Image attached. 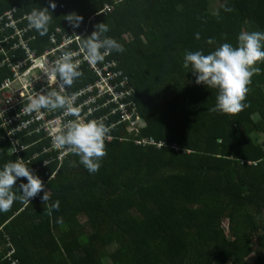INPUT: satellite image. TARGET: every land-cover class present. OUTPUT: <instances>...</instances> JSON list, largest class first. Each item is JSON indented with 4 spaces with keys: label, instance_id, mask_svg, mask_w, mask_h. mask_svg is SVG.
<instances>
[{
    "label": "trees",
    "instance_id": "1",
    "mask_svg": "<svg viewBox=\"0 0 264 264\" xmlns=\"http://www.w3.org/2000/svg\"><path fill=\"white\" fill-rule=\"evenodd\" d=\"M14 8L16 19L33 8L52 15L46 35L33 30L23 38L37 57L53 49L57 28L69 32L66 15L84 24L93 18L84 38L104 23V35L124 49L111 59L135 89L124 100L135 114L109 131L97 172L71 154L58 170L33 173L49 200L40 199L42 191L0 213V264H249L254 243L262 254L253 264H264V61L255 65L247 107L236 114L209 112L216 90L195 84L182 67L185 52L207 54L222 43L235 46L241 31L264 32V0H0V19ZM24 57L17 51L11 58ZM79 70L72 92L94 81L86 65ZM8 76L0 69V83ZM2 131L0 167L17 159ZM26 182L16 180V195Z\"/></svg>",
    "mask_w": 264,
    "mask_h": 264
},
{
    "label": "clouds",
    "instance_id": "2",
    "mask_svg": "<svg viewBox=\"0 0 264 264\" xmlns=\"http://www.w3.org/2000/svg\"><path fill=\"white\" fill-rule=\"evenodd\" d=\"M54 3L49 8L54 9ZM225 12H230V7H224ZM48 8H33L26 15L28 27L34 29L40 36L48 33V26L52 20ZM82 17L76 13L65 16V20L72 28H78ZM95 30L86 38L81 39L80 51L84 60L90 65L103 61L105 56L113 51H124L121 44L104 34L108 31L104 23L94 26ZM199 39V33L194 34ZM211 45L213 38L206 41ZM75 53L71 50L63 51L51 66H46L45 74L51 81L59 80V90H42L34 96L28 97V102L23 107L24 113H39L41 109L49 112L62 110L76 117L62 124H56L49 130L52 148L64 150L75 154L79 163L89 173H95L100 167V161L106 155L104 142L108 136V128L97 120H84L78 116L79 109L74 107L75 97L63 94L67 86H71L75 79L81 77L79 60H74ZM264 61V32L241 31L237 36V44L222 43L213 51L203 54L201 51L185 52L182 67L194 77L195 84L204 85L207 89L217 92L215 105L208 109L209 112L220 114H236L247 107L245 97L251 77L260 71L255 65ZM12 153L16 148H10ZM45 163V162H44ZM25 178L26 183L19 185V195L13 191V185L18 178ZM41 179L34 175L29 166L17 158L0 167V213L7 212L14 200L29 204L30 198L43 191L40 199L49 200L48 191H44ZM58 210V202L52 205Z\"/></svg>",
    "mask_w": 264,
    "mask_h": 264
},
{
    "label": "built area",
    "instance_id": "3",
    "mask_svg": "<svg viewBox=\"0 0 264 264\" xmlns=\"http://www.w3.org/2000/svg\"><path fill=\"white\" fill-rule=\"evenodd\" d=\"M105 11L111 12L110 6H105ZM17 8L7 11L0 19V69L7 68L9 76L0 83V128L3 130L2 140L9 143L8 153L16 158L24 160L26 164L41 160V164L31 169L37 172L40 167L48 168L55 166L56 170L62 166L64 160L70 156L71 152L52 148L49 130L56 124L76 117L63 113L62 110L53 112L41 109L39 113H24L23 107L28 102L29 96H34L36 92L42 90H59L57 81H51L45 74L46 66H51L61 55L73 45H77L73 59L79 60V67L84 64L88 67L89 73L94 81L78 90L71 91L67 86L63 94L75 97L74 107L79 109L78 116L84 120H97L108 128V136L105 140L112 141L109 131L119 124L131 121L134 117L126 109L125 98L131 97L135 89L131 86V80L120 70L119 65L111 59L112 53L105 56L103 61L95 65H90L84 60V54L80 51V38L83 39L88 33V24L93 21L91 18L86 24L80 23L78 28L68 27V33L57 28L51 37V43L55 44L53 49L46 52L41 57H37L28 47V43L23 40L28 32L34 29L28 27L26 15L23 18H15ZM57 35L61 36V42L57 43ZM80 38H79V37ZM34 39V37L30 38ZM23 51L25 57L12 61L14 53ZM60 52V55H57ZM120 114L122 120L113 122L114 117ZM137 117V116H136ZM137 122L140 118L137 117ZM138 124V123H134ZM136 143H147V140ZM48 144V145H46ZM152 144H155L152 141ZM161 147L163 144H157ZM29 155V156H28ZM26 160V161H25ZM45 162V163H44ZM56 173L52 175L55 176ZM11 250L7 257L13 254ZM12 264H19L14 261Z\"/></svg>",
    "mask_w": 264,
    "mask_h": 264
},
{
    "label": "rangeland",
    "instance_id": "4",
    "mask_svg": "<svg viewBox=\"0 0 264 264\" xmlns=\"http://www.w3.org/2000/svg\"><path fill=\"white\" fill-rule=\"evenodd\" d=\"M223 227L226 230V234L228 236H230L226 222L224 223ZM260 254H262V250L258 247V245L256 243H254L253 244V254L250 257H248V263L253 264L255 262L257 256H259Z\"/></svg>",
    "mask_w": 264,
    "mask_h": 264
}]
</instances>
